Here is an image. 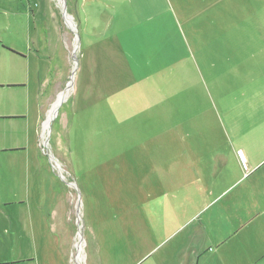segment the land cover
<instances>
[{
    "label": "rangeland",
    "instance_id": "obj_1",
    "mask_svg": "<svg viewBox=\"0 0 264 264\" xmlns=\"http://www.w3.org/2000/svg\"><path fill=\"white\" fill-rule=\"evenodd\" d=\"M71 1L64 19L60 0H0V43L14 52L0 49V264H135L152 239L135 238L147 219L130 226L133 212L153 209L155 194L176 193L181 179L214 190L224 184L219 173L224 181L230 170L240 175L233 150L242 153L243 179L264 154L262 117L251 137L252 109L264 113V0H143L142 10L134 0L127 12L144 19L139 49L149 63L141 74L149 77L132 99L130 86L121 90L127 78L111 74L122 62L106 64L88 37L89 3ZM155 13L161 17L150 22ZM40 19L49 26L46 50L31 45ZM161 36L170 63L185 56V44L189 57L166 68L145 47Z\"/></svg>",
    "mask_w": 264,
    "mask_h": 264
},
{
    "label": "crops",
    "instance_id": "obj_2",
    "mask_svg": "<svg viewBox=\"0 0 264 264\" xmlns=\"http://www.w3.org/2000/svg\"><path fill=\"white\" fill-rule=\"evenodd\" d=\"M71 2L73 6L80 3L79 0ZM86 2L89 3L91 11L86 13L87 15L84 14V17L87 16L88 22L92 26L88 37L94 40L93 42L99 41L96 45L104 50L100 57L104 58L106 64L115 58L116 61L122 62L121 67L112 69L111 74L118 75L120 80H122V74L127 78V85L121 90L126 91V88L130 86L131 91L128 93V99L139 97L138 94H135V90L138 89L137 86H141L142 81L149 77L141 74L144 65L149 62L143 61L144 51L139 49L140 33L138 30H143L144 19L135 20L134 15L132 17L127 12L135 9L134 0H86ZM136 7L138 10L149 8L143 0H137ZM167 9L171 12V19L178 38L183 41L178 21L173 16L171 8ZM96 14L98 15L96 16ZM160 17L161 13H155L149 17V20L151 22L154 18L159 19ZM201 17L203 19V15L199 14L198 18ZM89 20L94 22L96 27H100L98 32ZM122 20L126 21V25L123 26ZM35 25L36 20L32 16L29 19L28 31L33 32ZM41 25L43 28L36 33L38 37L31 38V45L46 50L49 47V38L47 37L49 26L45 22H41ZM194 29L199 31L197 28ZM167 43L168 37L161 36L157 42L145 47L155 51L157 57H164L166 68H170L184 57V59L189 57L190 50L185 44V56L170 63ZM89 47L93 48L94 45ZM163 48L165 49L163 50ZM165 70L167 69L164 68L156 73H162ZM98 83L102 84L100 81ZM110 97L109 94H106L103 98L107 100L108 106L111 102L108 101ZM124 99L127 98L122 100ZM258 110L262 111L263 108ZM255 111L254 108L251 111V116L253 113L257 114L256 127L251 130L252 138L259 137V134L256 133L261 130L259 119L262 117L264 120V113ZM263 141L264 136H262ZM236 152L240 151L233 150L230 155L235 160L240 175L235 173L236 170L229 169L231 172L229 180L224 181L222 172L219 173L223 185L221 183L216 185L214 182L212 187L214 190L209 188L205 190L202 187L197 188L196 185H200L199 180L195 181L190 178L183 181L181 179L178 183H181L183 187L176 193L171 190L165 195L161 192L155 194L153 200L157 203L153 209H141L133 212L137 220L132 223L128 222L130 226L137 223L143 214V217L147 219L146 233L140 232L135 238H143L148 241L152 239V247L143 252L135 264L152 252H154L155 260L150 264H264V154L255 164L250 162L253 172L243 179ZM249 177L251 179L246 182ZM156 182L160 183L161 181L160 179L155 182L149 181L148 186L160 185ZM206 185L209 186L208 183ZM220 185L221 187L217 188ZM242 185L245 186V190H240ZM124 232L126 238L128 232L123 226V239Z\"/></svg>",
    "mask_w": 264,
    "mask_h": 264
},
{
    "label": "water",
    "instance_id": "obj_3",
    "mask_svg": "<svg viewBox=\"0 0 264 264\" xmlns=\"http://www.w3.org/2000/svg\"><path fill=\"white\" fill-rule=\"evenodd\" d=\"M61 1V4H62V13H63V18L66 19L67 18V13H66V5H65V0H60ZM69 17V16H68ZM72 25V23H71ZM73 75V74H72ZM72 80L73 78L71 77L70 79V82H69V85H67V89L69 87H71V84H72ZM61 101L57 104V106L52 110V115H51V118L48 120V126H50V123L52 121V119L54 118V116L56 115L57 111H58V106L60 105ZM46 146V145H44ZM51 159H53V157H50ZM77 216L79 215V209L77 208Z\"/></svg>",
    "mask_w": 264,
    "mask_h": 264
},
{
    "label": "bare ground",
    "instance_id": "obj_4",
    "mask_svg": "<svg viewBox=\"0 0 264 264\" xmlns=\"http://www.w3.org/2000/svg\"><path fill=\"white\" fill-rule=\"evenodd\" d=\"M74 78V77H73ZM60 96V95H59ZM58 96V97H59ZM62 98H66V93H64L63 95H61L60 97H59V99H58V101L54 104V107H53V109L57 106V104L60 102V100L62 99ZM52 114V113H51ZM50 114V115H51ZM50 115H49V117H50ZM44 127L45 128H47L48 127V121L44 124ZM44 130V129H43ZM46 131V130H45ZM78 238V237H77ZM77 247H78V254H77V258L79 259V253L81 252V245H80V243H78L77 244Z\"/></svg>",
    "mask_w": 264,
    "mask_h": 264
},
{
    "label": "trees",
    "instance_id": "obj_5",
    "mask_svg": "<svg viewBox=\"0 0 264 264\" xmlns=\"http://www.w3.org/2000/svg\"><path fill=\"white\" fill-rule=\"evenodd\" d=\"M0 49H4L10 53H14L11 49L7 48L6 46L2 45L1 43H0Z\"/></svg>",
    "mask_w": 264,
    "mask_h": 264
}]
</instances>
